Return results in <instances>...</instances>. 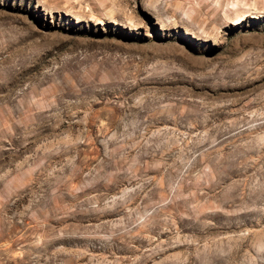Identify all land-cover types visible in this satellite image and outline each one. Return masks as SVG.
Wrapping results in <instances>:
<instances>
[{
	"label": "rangeland",
	"instance_id": "obj_1",
	"mask_svg": "<svg viewBox=\"0 0 264 264\" xmlns=\"http://www.w3.org/2000/svg\"><path fill=\"white\" fill-rule=\"evenodd\" d=\"M0 264H264V0H0Z\"/></svg>",
	"mask_w": 264,
	"mask_h": 264
}]
</instances>
